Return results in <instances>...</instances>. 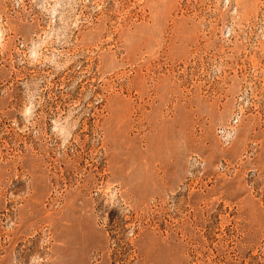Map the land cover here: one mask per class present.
<instances>
[{
    "label": "rangeland",
    "instance_id": "rangeland-1",
    "mask_svg": "<svg viewBox=\"0 0 264 264\" xmlns=\"http://www.w3.org/2000/svg\"><path fill=\"white\" fill-rule=\"evenodd\" d=\"M0 264H264V0H0Z\"/></svg>",
    "mask_w": 264,
    "mask_h": 264
}]
</instances>
